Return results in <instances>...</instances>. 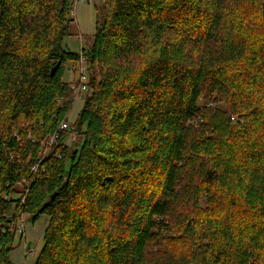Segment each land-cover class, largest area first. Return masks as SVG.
<instances>
[{
  "label": "trees",
  "instance_id": "1",
  "mask_svg": "<svg viewBox=\"0 0 264 264\" xmlns=\"http://www.w3.org/2000/svg\"><path fill=\"white\" fill-rule=\"evenodd\" d=\"M73 2L0 0V264L23 214L35 264H264V0H104L61 130Z\"/></svg>",
  "mask_w": 264,
  "mask_h": 264
},
{
  "label": "rangeland",
  "instance_id": "2",
  "mask_svg": "<svg viewBox=\"0 0 264 264\" xmlns=\"http://www.w3.org/2000/svg\"><path fill=\"white\" fill-rule=\"evenodd\" d=\"M73 5L74 8L70 15L71 19L73 20L72 33L71 36L65 38L63 44L64 47L69 51L80 53L82 46L85 48L91 46L93 43V38L96 34L97 22L103 14L104 0H74ZM77 77L78 71L76 72V66L72 65V69L69 71L65 80L68 82H73L77 80ZM84 104L85 95L76 100L69 115V126H72L75 122H77L78 117L84 108ZM200 105L201 107L210 108L214 111H218V109H225L223 104L220 105L212 101L207 102L204 99L201 100ZM220 116L221 114L217 112V115L211 121V125L222 121ZM199 121L203 122L201 118H198V120L194 121L192 125H196L199 123ZM238 124L244 127L247 126L243 117H233L232 125L237 126ZM78 139L79 138H76L74 135H71L66 141L67 146H73L75 142H78ZM48 224L49 218L47 216H42L35 223L31 221V217L28 214L25 215L24 218L20 219L18 226L13 229L15 231L16 240L14 243V250L10 256L12 264L36 263V260L44 245V234ZM29 244L31 245L28 248ZM156 258V255H154L150 261L154 263Z\"/></svg>",
  "mask_w": 264,
  "mask_h": 264
},
{
  "label": "built area",
  "instance_id": "3",
  "mask_svg": "<svg viewBox=\"0 0 264 264\" xmlns=\"http://www.w3.org/2000/svg\"><path fill=\"white\" fill-rule=\"evenodd\" d=\"M84 47L82 46V50L79 53L80 54V60H79V64H78V77L77 80L75 81L77 83V85H75L73 87V90L77 91V93L79 94L78 98H81L88 90V83H89V65L87 62V57L85 56L84 53ZM70 126L68 123H63L60 127L61 130H67L69 129ZM57 135H55L53 138H51L48 142H47V148L44 154H47L50 150V148L54 145L57 144ZM40 165V164H39ZM39 165L33 167V171L36 172L39 168ZM29 185L30 183L24 181L22 183H19L16 186V189L19 191V197L23 200V203L25 202V198L26 195L28 194V189H29ZM26 214H23L21 216V218H24ZM20 218V219H21ZM20 219L18 220V222L20 221ZM8 220L11 221L8 229L9 230H13L14 228H16L18 226V222L16 223L14 221L13 216H9ZM20 230V229H19ZM22 231V229H21ZM5 232V231H4Z\"/></svg>",
  "mask_w": 264,
  "mask_h": 264
},
{
  "label": "water",
  "instance_id": "4",
  "mask_svg": "<svg viewBox=\"0 0 264 264\" xmlns=\"http://www.w3.org/2000/svg\"><path fill=\"white\" fill-rule=\"evenodd\" d=\"M62 62H59L52 70H51V77H54L61 67ZM31 244H29L28 248L30 247Z\"/></svg>",
  "mask_w": 264,
  "mask_h": 264
}]
</instances>
